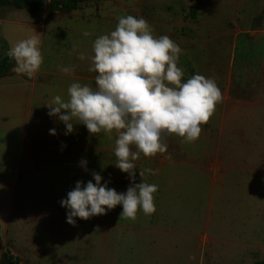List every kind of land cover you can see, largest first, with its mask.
I'll use <instances>...</instances> for the list:
<instances>
[{"label":"rangeland","instance_id":"374dc122","mask_svg":"<svg viewBox=\"0 0 264 264\" xmlns=\"http://www.w3.org/2000/svg\"><path fill=\"white\" fill-rule=\"evenodd\" d=\"M49 1L59 0H46L45 10L50 16L46 19L40 49L43 57L40 68L50 71L49 75L42 76L49 82L48 85L40 87L41 93L46 95L47 104L57 95L67 100V89L73 82L96 87V73L88 70L93 41L113 31L119 17L132 15L143 17L156 38L167 32L175 37L183 34L185 41L190 43L189 50L185 49L190 56L185 52L179 54L177 66L184 71L182 79L200 74L217 81L223 93L227 91L233 99L240 101L226 103L221 98L216 102L214 111L226 114L237 111L240 115L238 125L252 127V142L255 138L264 139V70L247 71L248 65L264 66V15L261 17L264 0H249L242 8L237 6V0H215V6L210 0H189L192 14L187 15L190 23H184V26L182 22L174 23L173 20L168 21L170 26L163 22L157 24L159 20L166 21L172 13H178L174 11L175 7L167 6V3L175 5L177 0L87 1L72 12H55L49 8ZM189 8L180 7L186 12ZM212 9L217 11L214 12L216 16L208 24L209 27L206 26L207 30L214 32L194 38L193 30L199 26L195 22L197 12ZM42 14V11L34 15L26 11V20L32 22L33 18ZM253 16L256 23L247 25L248 19ZM237 29L245 30L234 37V30ZM220 31L225 32L224 35ZM84 32L90 35L84 36ZM172 40L176 43L174 38ZM1 48L0 59L4 55ZM81 53L84 59H80ZM65 66L73 67L74 72H61L60 69ZM229 69L232 81L228 76ZM251 93L260 96L258 103L250 102L247 96ZM246 112L254 113L256 117L243 118ZM74 126L78 133L64 136V140L72 138L73 143L79 145V161L84 159L87 164L85 167L52 168L53 173L57 171V177L47 178L49 181H43L42 185L47 196L52 198L56 195L59 200L66 198L77 181L86 183L92 180L94 172L110 176L108 187L125 192L130 184L129 177L115 167L117 132L90 134L84 125L74 123ZM200 127L201 134L197 139L203 141V150L197 139L194 144L184 142L174 134L164 133L165 153L158 152L149 157L141 155L134 161L137 168L134 170V182L143 180L158 186L153 193L155 211L152 214L145 216L138 210L134 220L120 217L122 206L117 205L104 215L87 220L74 218L76 224L71 225L73 230H69L66 209L62 207L64 229L56 232L57 246L53 248L48 241L47 248H44L49 251L48 256L43 255L38 261L27 258L26 263L21 264H209L205 263L206 258L203 263L198 262V257L207 254L213 258H220L218 256L222 254L237 259L246 257L252 247H242L240 242L257 244L264 240V215L258 213L264 214V188L256 183L252 185L248 171L241 172L239 179H235L234 159L243 162L244 169L255 168L247 165L248 152L232 151L230 142L236 143V139L234 134H229V126H224L221 135L211 133L213 125L209 121ZM257 131L261 133L255 136ZM252 142L250 145L256 146ZM94 155L96 157L92 159L90 156ZM100 156L105 159L104 166L98 161ZM145 169H152L155 174L145 172ZM139 171L144 172L143 177L139 176ZM210 177H216L220 182L212 183ZM41 237L49 240L50 232H43ZM217 239L227 241L226 246H220ZM231 242L238 245L233 246ZM23 255L22 252L24 258Z\"/></svg>","mask_w":264,"mask_h":264},{"label":"clouds","instance_id":"9594fccd","mask_svg":"<svg viewBox=\"0 0 264 264\" xmlns=\"http://www.w3.org/2000/svg\"><path fill=\"white\" fill-rule=\"evenodd\" d=\"M84 36L90 35L84 32ZM37 33L18 41L7 52L15 61L13 71L33 80L43 62ZM182 49L168 35L158 38L143 17L121 16L113 31L97 37L92 44L89 72L96 73L95 88L73 82L67 89L68 99L55 96L45 105L49 117L55 116L65 126V135L73 125L82 124L90 134L117 132L115 167L127 173L130 184L125 192L108 187L109 181L92 173V180L77 181L66 198L59 201L66 209V222L104 215L122 206L120 217L135 219L140 210L145 216L155 211L153 193L157 185L135 183L134 161L143 155L165 153L162 134L176 135L193 142L208 121L221 92L215 81L200 74L183 80L184 71L177 66ZM80 54V59H84ZM74 72L71 66L60 69ZM75 121V122H74ZM56 135L55 128L49 129ZM66 147L62 145V148ZM135 148V150H133ZM81 159L79 165L85 167ZM145 172L155 174L152 169ZM144 172L139 171L143 177ZM95 181V183H93Z\"/></svg>","mask_w":264,"mask_h":264},{"label":"crops","instance_id":"0c3cea01","mask_svg":"<svg viewBox=\"0 0 264 264\" xmlns=\"http://www.w3.org/2000/svg\"><path fill=\"white\" fill-rule=\"evenodd\" d=\"M179 1L177 0L175 5L167 3L169 7H175L174 11L178 13L175 15L172 13L166 21L162 19L157 24L163 22L167 26H170V22L168 21L171 20L174 23L182 22L183 26L184 23H190L188 17L192 14L190 10L191 3L189 0H181L180 3ZM210 2L214 6L217 5L215 0H210ZM246 2L248 4L249 0H237V6L242 8ZM46 6L47 2L45 0L44 5L41 7L44 10L41 8L38 10L42 11V16L33 18L32 22L26 20V10L24 9H17L12 6L0 7V46L4 52L3 57L8 56V50L18 41L29 38L32 35L38 33L42 41L46 19L50 16L45 10ZM196 6L198 5L196 4ZM180 7H190L189 12H186L185 9H180ZM214 12L217 13L214 9L207 12H197L195 22L199 23V26L193 30L194 38H200V35L203 33L214 32L207 30L208 24L214 21L216 16ZM35 13L29 14L34 15ZM254 20L255 16L248 19L247 25L251 26L252 23H256ZM244 30H234V37H237ZM222 33L224 35L225 32ZM165 35H168L171 39L174 38L176 44L182 49L181 53L185 52V54H189L188 57L190 56L189 51L187 53L185 51L186 47L189 50L190 43L189 41H185L183 34L176 35L175 37L170 32H167ZM203 70H206V68ZM248 70H264V66L252 67L248 65ZM49 73L48 69L39 68L33 80L26 75L10 71L9 74L0 77V239L2 247H5L14 257L18 258L19 264L26 263L27 258H30L32 261H38L40 257L43 258V255L48 256L49 251L44 249L47 248L48 241L53 248L57 246L56 232H59V230L62 232L64 229L62 207L56 195L52 198L47 196V192L42 186L43 181H49L47 179L49 177L53 179L57 177L55 173L57 171L54 170L53 173L52 168L78 167L80 159L78 153L79 145L73 143L72 138L66 137V140H64V136H67L64 134V124L55 116L49 117L47 114L49 110L45 106L47 105L46 95L44 96L41 93L40 87L48 85L49 82L43 79V77L49 75ZM228 76H230V81H232L231 69L228 71ZM215 83L217 84V81ZM218 88L220 89L223 101L226 103L229 101L231 103H239V99H233L227 91L223 93L220 86ZM228 88L229 85L227 84L226 90ZM247 97L252 104L260 101V96L252 93L251 96L248 95ZM237 113L235 110L227 114L224 112H212L208 119L210 124L213 125L211 133L221 135L225 125L230 127H228L230 130L229 134H234L236 139V143L230 142L232 151L241 150L248 152L247 165L255 168L244 169V163L234 159L232 166L236 173L235 179H239L238 176L241 172L248 171L247 175H250L252 185L256 183L264 188V139L259 137L255 138L252 142L250 138L252 127H244L242 124L238 125L239 114ZM252 117H256L254 113L246 112L243 114V118L249 119ZM52 128H55L56 135L49 134V129ZM76 132L78 133L76 127L73 125V132L68 135H74ZM259 133L261 132L257 131L255 136ZM197 140L203 150V141L201 138ZM194 141L191 143L196 144L197 142ZM215 141L214 139V144ZM251 142L256 144V146H251ZM62 145L66 147L62 148ZM237 156L239 157V154ZM90 157L94 159L96 156ZM98 161L103 166L105 165L103 156L102 158L100 156ZM199 165L201 166V162ZM102 177L101 183H104L106 180L110 182V176L106 177L103 174ZM211 178H209V181L212 183L220 182L215 179L216 177H213L214 179ZM258 213L264 215L260 211ZM108 227H110L109 223ZM242 227L245 228L246 225H242ZM69 230H73L71 225L69 226ZM43 232H50L49 240L41 237ZM217 240L220 246H226L227 241L223 239ZM61 242L62 240L60 239V244ZM231 244L233 246L238 245L235 242H231ZM240 244L242 247H252L247 252L246 257L237 259L233 256H223L222 254L218 256L220 258H213L207 254V256H199L198 262L203 263L205 258V263L209 264H255L264 260V240L257 244H248L247 242H240ZM5 249L0 250V260ZM22 252L24 253V258L22 257Z\"/></svg>","mask_w":264,"mask_h":264},{"label":"trees","instance_id":"16d2710c","mask_svg":"<svg viewBox=\"0 0 264 264\" xmlns=\"http://www.w3.org/2000/svg\"><path fill=\"white\" fill-rule=\"evenodd\" d=\"M45 0H0V7L12 6L17 9H24L28 13H35L43 5ZM87 1H99V0H59L50 1L48 6L51 10L57 11L61 10L64 12L74 11L77 6L83 2ZM264 15V9L262 11L261 17ZM260 19V18H256ZM256 21V20H254ZM15 65V61L9 57L4 56L0 59V77L9 74V69L11 66ZM2 249L1 239H0V250ZM0 264H19L18 258L14 257L9 251L2 253ZM255 264H264V260L261 262H256Z\"/></svg>","mask_w":264,"mask_h":264},{"label":"water","instance_id":"95a60500","mask_svg":"<svg viewBox=\"0 0 264 264\" xmlns=\"http://www.w3.org/2000/svg\"><path fill=\"white\" fill-rule=\"evenodd\" d=\"M14 66H15V65H13V66L10 67V69H9L10 72L15 73V72L13 71Z\"/></svg>","mask_w":264,"mask_h":264}]
</instances>
